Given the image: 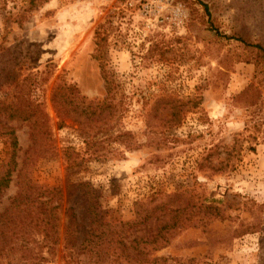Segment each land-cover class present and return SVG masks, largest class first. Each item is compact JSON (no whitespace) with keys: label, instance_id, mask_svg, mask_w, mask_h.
Masks as SVG:
<instances>
[{"label":"rangeland","instance_id":"obj_1","mask_svg":"<svg viewBox=\"0 0 264 264\" xmlns=\"http://www.w3.org/2000/svg\"><path fill=\"white\" fill-rule=\"evenodd\" d=\"M29 5L0 0V48L19 77L38 74L48 156L30 153L28 127L12 122L19 148L0 212L26 175L59 187L51 264L68 256V264H92L62 249L69 207L75 229L87 225V194L70 188L86 182L105 220L134 219L136 201L168 202L166 220L187 208L170 242L152 252L167 264H264V57L256 47L264 49V0ZM61 83L109 108L60 114L52 93ZM9 155L0 138V166ZM149 227L156 230L154 220Z\"/></svg>","mask_w":264,"mask_h":264},{"label":"trees","instance_id":"obj_2","mask_svg":"<svg viewBox=\"0 0 264 264\" xmlns=\"http://www.w3.org/2000/svg\"><path fill=\"white\" fill-rule=\"evenodd\" d=\"M29 4V8L34 6L35 0H29ZM256 47L264 57V49L259 45ZM9 54L0 48V138L10 147L8 160L0 166V197L9 186L16 168L19 145L13 121H20L28 127L31 140L28 151L34 156H48L45 144L49 136L47 116L42 101L33 94V89L40 83L38 74L28 72L19 77L14 69V59ZM248 88L250 86L242 93ZM52 101L58 112L66 116L73 112L94 114L95 108L101 114L103 108H109L110 104L86 100L75 86L66 83L54 87ZM20 172L21 169L18 178L26 175L25 171ZM19 180L16 193L0 212V264H51L59 243L57 210L60 203H54V200L59 198L61 190L33 183L27 175ZM71 187H82L87 194V225L79 233L75 229L80 223L77 214L72 207L68 208V225L64 227L62 236L63 250L83 254L92 264H167L165 257L153 256L152 252L170 242L173 236L170 228L184 219L185 206L178 205L175 212L180 213L170 215L166 220L170 210L168 202L153 199L136 201L134 219L105 220L95 191L88 183L70 184ZM199 207L212 214L210 206ZM153 220L156 230L145 228ZM68 258L66 264L72 261L71 256Z\"/></svg>","mask_w":264,"mask_h":264},{"label":"built area","instance_id":"obj_3","mask_svg":"<svg viewBox=\"0 0 264 264\" xmlns=\"http://www.w3.org/2000/svg\"><path fill=\"white\" fill-rule=\"evenodd\" d=\"M129 5H132V3H142L145 7L148 8H156L162 3L168 2L169 0H124Z\"/></svg>","mask_w":264,"mask_h":264}]
</instances>
